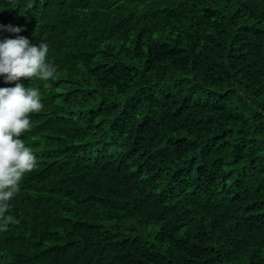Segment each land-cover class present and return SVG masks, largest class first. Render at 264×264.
<instances>
[{"label": "trees", "instance_id": "16d2710c", "mask_svg": "<svg viewBox=\"0 0 264 264\" xmlns=\"http://www.w3.org/2000/svg\"><path fill=\"white\" fill-rule=\"evenodd\" d=\"M17 36L56 71L0 75L42 103L0 264H264V0H0Z\"/></svg>", "mask_w": 264, "mask_h": 264}, {"label": "clouds", "instance_id": "9594fccd", "mask_svg": "<svg viewBox=\"0 0 264 264\" xmlns=\"http://www.w3.org/2000/svg\"><path fill=\"white\" fill-rule=\"evenodd\" d=\"M9 32L19 33L22 27L4 26ZM48 44L30 45L27 38L17 36L0 42V75L6 82L19 81L21 77H37L47 81L54 76L55 67L45 62ZM42 107L39 90L26 88L17 82L12 87L0 88V230L9 223H18L6 215L7 203L16 193L25 173L37 166V160L29 147L19 138L29 129V113Z\"/></svg>", "mask_w": 264, "mask_h": 264}]
</instances>
